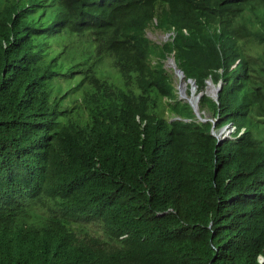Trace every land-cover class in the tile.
Masks as SVG:
<instances>
[{
	"label": "trees",
	"instance_id": "obj_1",
	"mask_svg": "<svg viewBox=\"0 0 264 264\" xmlns=\"http://www.w3.org/2000/svg\"><path fill=\"white\" fill-rule=\"evenodd\" d=\"M63 33L120 85L54 96ZM0 264H264V0H0Z\"/></svg>",
	"mask_w": 264,
	"mask_h": 264
},
{
	"label": "rangeland",
	"instance_id": "obj_2",
	"mask_svg": "<svg viewBox=\"0 0 264 264\" xmlns=\"http://www.w3.org/2000/svg\"><path fill=\"white\" fill-rule=\"evenodd\" d=\"M147 37L156 44H162L168 36L159 30L150 28L147 30ZM48 57L56 60V71L60 74L59 77L51 84L52 94L55 96L64 95V102L72 99H79L80 90H72L73 86L83 77L82 71L91 67L94 73L108 80L109 82L120 85V75L108 61L100 62L97 60L94 44L90 37L86 34L77 35L63 33L59 36H54L48 41ZM166 68L170 69L168 61L165 62ZM174 83L179 96V80L174 76ZM211 87L208 85L206 92L209 93ZM190 100L189 98H186ZM205 118L212 120L209 113H205ZM224 137L228 136V128L224 132ZM92 232L100 231L97 226L92 227Z\"/></svg>",
	"mask_w": 264,
	"mask_h": 264
},
{
	"label": "water",
	"instance_id": "obj_3",
	"mask_svg": "<svg viewBox=\"0 0 264 264\" xmlns=\"http://www.w3.org/2000/svg\"><path fill=\"white\" fill-rule=\"evenodd\" d=\"M168 64H169V67L173 70L174 75H176V76L178 77V79H179V85H178V90H179L178 93H179V96H178V98H179L180 100H185V101H187V102L189 103V105L193 108V112H194V114H195L197 120H199V121H201V122H206V121H208L206 118H204V117L201 116V114H200V112H199V110H198V100H199L201 94L199 93V94H197V95L195 96V100H196V103H195V104H192V102H191L190 100L186 99L187 96H186V93H185V86H186L187 84H189V86H190V88H189V90H190V95L192 96V92H193L194 89H195V82H194L193 80H191V79L187 80L186 82L182 81V79H183V77H184V76H183V73H182L181 70H179V69L177 68V65H176V62H175V59H174L173 56H171V57L169 58V60H168ZM208 85L211 87V91H210L209 93H207V94H208L211 98H213L215 101H217V95H218V92H219L220 89H221V85L214 86V85L211 84V82H208ZM180 88H181V90H180ZM189 99H190V98H189ZM226 127H227V126H226ZM213 128H214V123L212 124V135L215 136L216 138H218L217 143H220L224 138H221V139H220V135L215 134ZM224 128H225V127H224ZM221 132H222V130H221Z\"/></svg>",
	"mask_w": 264,
	"mask_h": 264
},
{
	"label": "clouds",
	"instance_id": "obj_4",
	"mask_svg": "<svg viewBox=\"0 0 264 264\" xmlns=\"http://www.w3.org/2000/svg\"><path fill=\"white\" fill-rule=\"evenodd\" d=\"M167 36H168V38L170 37V35L171 34H166ZM173 56V55H172ZM174 57V56H173ZM170 58V57H169ZM169 58H168V60H169ZM167 60V61H168ZM171 69V68H170ZM172 70V69H171ZM180 70V69H179ZM173 71V70H172ZM174 74V73H173ZM174 76H176V75H174ZM184 76V75H183ZM177 77V76H176ZM178 78V77H177ZM179 80V79H178ZM189 80V79H188ZM182 81H184V82H186L185 80H184V77H183V80ZM208 82H210V81H207V86H208ZM212 84V83H211ZM213 85V84H212ZM218 85H221V84H218ZM218 85H214V86H218ZM207 86H206V88H207ZM190 88V86H189V84H187L186 86H185V93H186V90H187V88ZM189 91V95H187V93H186V96H187V98H189V96H191L190 95V90H188ZM194 91L196 92V86H195V89H194ZM193 93V92H192ZM199 94V93H198ZM201 94V93H200ZM206 94H207V92H206ZM197 95V94H196ZM202 95V94H201ZM208 95V94H207ZM209 96V95H208ZM199 101V100H198ZM207 120H209V119H207ZM209 121H212V123H215V121H213V120H209ZM227 126V127H226ZM226 126H224L223 128H221L220 130H219V132H215V134H217V135H220V139L221 138H229L230 137V135H231V133L234 131V127L233 126H231V124H229V125H226ZM227 128H228V136H223L224 135V132L227 130ZM214 130V129H213ZM221 130H222V132H221Z\"/></svg>",
	"mask_w": 264,
	"mask_h": 264
},
{
	"label": "bare ground",
	"instance_id": "obj_5",
	"mask_svg": "<svg viewBox=\"0 0 264 264\" xmlns=\"http://www.w3.org/2000/svg\"><path fill=\"white\" fill-rule=\"evenodd\" d=\"M180 1V0H179ZM235 6V5H234ZM244 14V13H243ZM206 17V16H205ZM236 18H238V17H236ZM209 20H210V17H209ZM232 26H234V24L232 25ZM231 27V26H230ZM232 28V27H231ZM234 29V28H233ZM232 31V30H231ZM53 35V34H52ZM197 36V35H196ZM51 37V36H50ZM232 38V37H231ZM150 41V40H149ZM235 47H236V45H235ZM234 47V48H235ZM235 52L236 53H238L237 52V50H235ZM235 53V54H236ZM238 57V56H237ZM239 58V57H238ZM240 60H242V59H240ZM183 80V79H182ZM232 82H233V79H232ZM180 90H181V88H180ZM195 96H196V92L195 91H193V93H192V96H189V98H190V101L192 102V104H195L196 103V100H195ZM246 112V111H245ZM218 125V124H217ZM241 130V129H240ZM228 140V139H227ZM228 142V141H227ZM226 142V143H227ZM161 144V143H160ZM245 176V175H244Z\"/></svg>",
	"mask_w": 264,
	"mask_h": 264
}]
</instances>
